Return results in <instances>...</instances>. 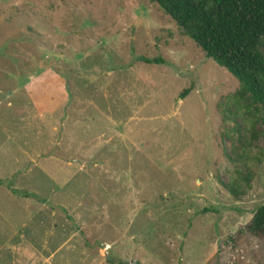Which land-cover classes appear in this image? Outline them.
I'll use <instances>...</instances> for the list:
<instances>
[{"label": "rangeland", "instance_id": "obj_1", "mask_svg": "<svg viewBox=\"0 0 264 264\" xmlns=\"http://www.w3.org/2000/svg\"><path fill=\"white\" fill-rule=\"evenodd\" d=\"M241 93L151 0H0V264H264Z\"/></svg>", "mask_w": 264, "mask_h": 264}, {"label": "trees", "instance_id": "obj_2", "mask_svg": "<svg viewBox=\"0 0 264 264\" xmlns=\"http://www.w3.org/2000/svg\"><path fill=\"white\" fill-rule=\"evenodd\" d=\"M151 1L189 33L209 59L239 80L241 96L251 95L264 110V0ZM137 60L149 65L163 63L146 57ZM190 93L186 90L181 99ZM256 136L253 132L254 139ZM248 232L264 242V205L254 214Z\"/></svg>", "mask_w": 264, "mask_h": 264}, {"label": "crops", "instance_id": "obj_3", "mask_svg": "<svg viewBox=\"0 0 264 264\" xmlns=\"http://www.w3.org/2000/svg\"><path fill=\"white\" fill-rule=\"evenodd\" d=\"M55 258V257H54ZM66 258V257H65Z\"/></svg>", "mask_w": 264, "mask_h": 264}]
</instances>
